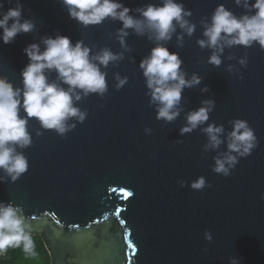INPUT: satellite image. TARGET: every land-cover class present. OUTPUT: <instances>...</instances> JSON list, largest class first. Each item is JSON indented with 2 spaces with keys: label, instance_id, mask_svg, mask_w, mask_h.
I'll return each mask as SVG.
<instances>
[{
  "label": "water",
  "instance_id": "95a60500",
  "mask_svg": "<svg viewBox=\"0 0 264 264\" xmlns=\"http://www.w3.org/2000/svg\"><path fill=\"white\" fill-rule=\"evenodd\" d=\"M121 2L134 9L158 0ZM178 2L192 12L197 28L182 48L176 47L175 36L167 47L178 53L189 75L196 73L202 80L182 93L184 112L212 99L215 107L208 122L230 131L229 121L244 120L257 146L228 177L214 174L215 153L203 152L206 138L199 129L179 135L184 113L169 124L155 119L138 69L153 45L130 34L126 43L132 51L107 69L104 97L93 94L78 103L88 113L85 121L61 138L30 120L32 144L24 150L28 169L16 182L0 183V202L21 208L30 233L47 244L50 264H229L233 258L238 264H264V50L254 44L225 51L224 57L237 60L247 56L244 68L224 57L218 68L208 65L209 51L196 45L202 38L199 20L221 4L236 15L243 10L233 0ZM21 3L35 31L18 35L11 44L0 43V76L14 86L20 85L19 73L28 63L23 49L42 36L59 33L73 43L82 40L90 48L120 51L114 35L119 22L82 28L58 0ZM10 6L5 0V10ZM229 64L238 73L229 75ZM113 73L128 78L118 91ZM205 86L209 92L201 94ZM146 127L151 134H145ZM200 176L211 187L191 190L187 185ZM206 230L211 242L204 239Z\"/></svg>",
  "mask_w": 264,
  "mask_h": 264
},
{
  "label": "clouds",
  "instance_id": "9594fccd",
  "mask_svg": "<svg viewBox=\"0 0 264 264\" xmlns=\"http://www.w3.org/2000/svg\"><path fill=\"white\" fill-rule=\"evenodd\" d=\"M6 2L14 6L5 10V0H0V43L4 45L13 43L18 35L35 31L33 20L24 16L21 0ZM58 3L69 19L82 28L99 26L106 20L119 22L121 26L114 35L120 51L113 52L109 47L97 49L95 45L90 48L82 40L73 43L59 33L42 36L38 43L23 49L28 63L19 73L20 85L14 86L0 76V183L16 182L28 169L24 150L32 144L30 120L61 138L85 121L88 113L81 110L78 103L93 94L104 97L108 90L107 69L110 65L117 67L124 60V54L132 51L126 43L130 34L144 37L153 45L140 60L138 69L144 78L145 94L149 107L155 111V119L169 124L184 113L179 135L199 129L206 138L203 152L215 153L211 168L214 174L228 177L238 160L255 149L257 138L246 121H229L230 131L223 125L208 122L215 107L214 100H202L197 109L184 112L182 93L196 88L202 80L196 73L189 75L182 68L178 53L170 52L167 47L175 36L176 47L182 48L185 37H192L196 31L197 24L190 19L192 12L183 3L158 0L134 9L126 7L121 0H58ZM233 3L243 10L242 14L236 15L221 4L198 22L202 38L196 40V45L209 51L206 63L214 68L222 64L225 51L234 47L247 49L255 44L264 50V0H233ZM224 59L237 60L233 55ZM130 62H135L134 57H130ZM247 62V56L237 60L240 68L246 67ZM225 70L229 75L239 71L232 64ZM53 74L54 79H50ZM113 80L117 91L128 82V78H122L119 73H113ZM207 92V86L200 88L201 94ZM144 132L151 134V129L146 127ZM35 135L41 132L36 131ZM222 145L224 150L221 151ZM178 183L185 187L184 181ZM187 186L195 191L211 187L203 176ZM260 199L264 200V194ZM203 235L211 242L210 231L206 230ZM21 245L29 253L34 247L22 210L11 202H0V250ZM229 264H238V260L230 259Z\"/></svg>",
  "mask_w": 264,
  "mask_h": 264
},
{
  "label": "trees",
  "instance_id": "16d2710c",
  "mask_svg": "<svg viewBox=\"0 0 264 264\" xmlns=\"http://www.w3.org/2000/svg\"><path fill=\"white\" fill-rule=\"evenodd\" d=\"M33 250L25 252L23 246L0 250V264H50L47 244L40 235H33Z\"/></svg>",
  "mask_w": 264,
  "mask_h": 264
},
{
  "label": "snow or ice",
  "instance_id": "6c2138e0",
  "mask_svg": "<svg viewBox=\"0 0 264 264\" xmlns=\"http://www.w3.org/2000/svg\"><path fill=\"white\" fill-rule=\"evenodd\" d=\"M129 247H132V245H129Z\"/></svg>",
  "mask_w": 264,
  "mask_h": 264
}]
</instances>
